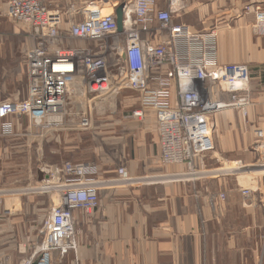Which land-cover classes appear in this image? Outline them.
<instances>
[{"label":"crops","instance_id":"1","mask_svg":"<svg viewBox=\"0 0 264 264\" xmlns=\"http://www.w3.org/2000/svg\"><path fill=\"white\" fill-rule=\"evenodd\" d=\"M52 1L61 10L70 2H88L121 13L131 0ZM183 1L172 23L192 32L215 29L218 62L242 65L249 74L246 118L234 108L214 112L215 151L196 163L222 173L194 183L164 181V175L182 168L161 164L156 113L146 109L134 116L139 100L132 91L85 104L70 96L64 125L57 129L37 130L25 116L8 117L0 122V131L11 125L13 132L0 139V164L10 168L0 172L5 182L0 188L5 192L0 195V264H21L39 243L55 198L33 189L47 167L65 161L93 166L105 181L124 168L129 176L154 182L101 188L94 212H72L77 249L64 256L52 252L51 264H264V148L252 151L255 131L264 134V37L252 29L254 10L264 9V0ZM167 5L157 0V9ZM4 12L5 0H0V101H20L27 96L25 55L33 44L28 28ZM65 28L63 23L60 31ZM214 99L228 100L219 94ZM81 112L91 117L87 130L78 126ZM236 162L252 169L232 176L228 164Z\"/></svg>","mask_w":264,"mask_h":264},{"label":"built area","instance_id":"2","mask_svg":"<svg viewBox=\"0 0 264 264\" xmlns=\"http://www.w3.org/2000/svg\"><path fill=\"white\" fill-rule=\"evenodd\" d=\"M167 2V9L160 10L157 0H131L123 6L119 23L114 6L70 2L61 10L52 0H5L4 15L28 28L33 45L25 55L27 96L0 101V122L25 116L37 130L57 129L64 125L70 96L77 104H85L88 99H105L128 90L138 94L134 116L141 117L146 109L156 113L161 164L182 168L164 175V181L194 183L220 175L221 170L198 168L196 163L211 158L215 151L214 112L234 108L246 118L248 70L220 64L215 29L192 32L185 24H173L172 16L185 7L184 1ZM252 29L264 37V9L254 10ZM218 94L228 100H215ZM78 117L80 129L91 127L89 114L81 112ZM12 135L11 125H4L0 139ZM263 139V132L256 130L252 151L264 148ZM248 168L236 162L227 173L239 176ZM44 174L33 191L54 196L55 205L42 221L39 243L21 264H51L52 252L60 256L74 252L78 245L72 212H94L101 188L154 182L148 176H129L124 168L117 170V178L105 181L93 166L70 161L47 167ZM243 194L247 196L248 191Z\"/></svg>","mask_w":264,"mask_h":264},{"label":"rangeland","instance_id":"3","mask_svg":"<svg viewBox=\"0 0 264 264\" xmlns=\"http://www.w3.org/2000/svg\"><path fill=\"white\" fill-rule=\"evenodd\" d=\"M104 12H108V11H106V9H105ZM222 109H225V108H222ZM228 165H230V166L232 165V166H233L232 163H230V164H228ZM9 169H10V168H9L7 165H6V166H5V165L3 166L2 164H0V172H2V173L9 172ZM250 169H252V168L249 167V168L246 169L245 172L242 173V174L248 173V171H249ZM242 174H241V175H242ZM2 179H3V176H0V188H2L3 184L5 183V182L2 181Z\"/></svg>","mask_w":264,"mask_h":264},{"label":"water","instance_id":"4","mask_svg":"<svg viewBox=\"0 0 264 264\" xmlns=\"http://www.w3.org/2000/svg\"><path fill=\"white\" fill-rule=\"evenodd\" d=\"M117 13H118V17H119V23H120V12L118 11ZM33 264H36V261H35V262H33Z\"/></svg>","mask_w":264,"mask_h":264},{"label":"bare ground","instance_id":"5","mask_svg":"<svg viewBox=\"0 0 264 264\" xmlns=\"http://www.w3.org/2000/svg\"><path fill=\"white\" fill-rule=\"evenodd\" d=\"M68 68V67H67Z\"/></svg>","mask_w":264,"mask_h":264}]
</instances>
